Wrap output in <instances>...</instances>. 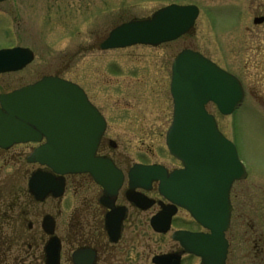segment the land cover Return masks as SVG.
<instances>
[{"label":"flooded vegetation","instance_id":"flooded-vegetation-1","mask_svg":"<svg viewBox=\"0 0 264 264\" xmlns=\"http://www.w3.org/2000/svg\"><path fill=\"white\" fill-rule=\"evenodd\" d=\"M53 3L61 8L56 11L62 14L58 15L60 18L54 20V24H62L64 27L67 16L63 14L79 19V0H69L67 4H63V0H54ZM262 7L264 8V5ZM252 16V22L256 18L261 19L255 26L264 24V10L261 12L257 10ZM73 25L70 31H63L56 35L54 40H51V45L66 42L69 32H79L78 20ZM103 38L104 35L91 49L99 48ZM75 41L78 42V38ZM174 41L157 45L136 44L107 49V117L103 115L106 126L96 155L109 159L121 171L123 181L116 195H110L89 173H74L61 177L58 174H52L47 167L29 160L33 149L46 141L44 137L37 143L25 142L9 148L0 147V264H157L156 257L167 255L172 256L173 263L177 259L179 264H202L201 258L186 251L174 239L173 233L178 230H205L192 220L184 208L176 207L171 216L168 231H154L150 226L151 217L162 208H171L170 204L160 195L157 181H151L147 188H142L137 185V181L130 180L128 175L135 164H158L170 172L181 168V163L172 157L167 149L168 163L156 159H145L147 153H144L142 149L145 145L142 134L134 136L133 133L129 138L130 141H127L124 139L126 132L123 134L121 131L124 127V129L139 130L146 127L143 126V122L147 119L146 115L128 116L132 113V111L128 112L130 109H165L167 105H171L173 109L170 91L172 63L179 52L192 49L182 47L176 51L174 45L170 48V44ZM68 42H70L69 39ZM164 45H169L168 49L164 52H153L157 57L153 60L144 57L135 58L131 53L124 52L126 49L139 47L146 50H160ZM16 46L29 48L33 52V60L20 70L10 72L12 76L10 82L13 87L10 84L4 86L0 80V93L31 85L45 76L77 83L74 77L79 74L78 49H72L71 52L67 49H59L56 55L59 57L54 61H43L39 65L40 61L37 63L38 55L34 49L17 44H11L8 47ZM260 48V45L253 46L252 43V46L246 47L242 56L247 54L252 58L256 56V51ZM144 52V50L140 51L137 56H143ZM124 53L127 55L125 56ZM165 55H168V58ZM237 76L244 91L243 101L246 97L255 101V96L251 95L244 78ZM8 87L12 88L7 89ZM209 107L218 109L211 102L205 106L206 109ZM135 119L142 121V124L135 125ZM168 126L164 130V136ZM148 128L146 136L161 135L156 125ZM225 136L228 138L227 135ZM231 141L237 149L235 142ZM150 150L152 157L157 155L155 150L153 151L152 148ZM244 165L246 177L243 180H235L229 191L231 210L229 225L225 232L228 243L225 264H239L238 258L241 257L248 259V264H261L264 259V215H259V211L264 209V200L260 204V198L257 196L260 191L264 192V186L256 185L260 179L252 177L245 163ZM35 171L51 173L57 179L61 177L62 194L57 196L49 192L41 196L40 193H33L28 181ZM245 180L247 185L241 186L240 182ZM243 190L251 193L249 214L245 213V206L241 204ZM142 196L152 201L146 208L131 201V197ZM118 208L120 209L117 213L122 211L123 216L120 220L119 234L113 239L111 222L114 224L117 218L112 219L110 216ZM181 218L184 219L182 222ZM241 228H244L243 232ZM148 230L152 233L145 234ZM244 235L249 236L245 241L251 242V248L246 251L241 248L245 242ZM151 237L156 240L153 241ZM51 238L58 244L56 261L48 257ZM231 252L233 257H229Z\"/></svg>","mask_w":264,"mask_h":264},{"label":"water","instance_id":"water-1","mask_svg":"<svg viewBox=\"0 0 264 264\" xmlns=\"http://www.w3.org/2000/svg\"><path fill=\"white\" fill-rule=\"evenodd\" d=\"M5 0H0V2ZM195 5L169 4L154 11L150 17L133 19L114 27L100 43L101 49L133 44L157 45L189 32L198 17ZM254 19V23L260 22ZM28 48L0 49V73L16 71L31 62ZM170 91L173 98L171 124L165 144L182 168L171 172L159 165H134L128 172L130 180L147 188L158 180L159 193L170 201L171 208H162L150 219L156 232L169 229L177 206L185 208L207 232L178 230L173 237L188 252L201 258L202 264H225L227 241L225 231L231 210L229 190L235 179L246 176L235 146L217 128L205 104L214 102L220 113L228 115L243 98L239 80L215 63L193 50H182L172 63ZM105 120L76 84L45 76L32 85L0 94V147L15 143L46 142L35 148L29 160L45 165L51 173H89L110 195H116L123 175L106 158L96 156ZM48 172L35 171L28 185L33 193L59 196L62 178ZM136 184V183H135ZM142 207L152 201L131 197ZM111 214L113 239L119 234L122 211ZM117 213V214H116ZM49 259L57 257L58 244L50 239ZM172 256L156 257L157 264H179Z\"/></svg>","mask_w":264,"mask_h":264},{"label":"rangeland","instance_id":"rangeland-1","mask_svg":"<svg viewBox=\"0 0 264 264\" xmlns=\"http://www.w3.org/2000/svg\"><path fill=\"white\" fill-rule=\"evenodd\" d=\"M53 1L5 0L1 2L0 48L11 44L30 46L37 52L39 65L43 61H54L59 57V55L56 56L59 49H67L69 52L72 49H78L79 74L74 77L75 82L85 90L91 102L106 117L107 50L101 51L98 47L91 49L93 45L97 44L103 35H107L111 27L122 21L148 16L156 9L169 3L196 5L199 9V15L194 27L185 36L170 44V48L174 45L178 51L182 47H190L207 55L219 66L244 78L243 80L251 95L255 96V101L246 97L241 106L230 116H223L212 107H209L208 110L215 116L220 130L235 142L239 158L246 164L251 176L260 179L256 185L264 186V24L257 27L252 22V15L257 10L259 12L264 10L262 7L264 0H79V19L63 14L67 16L64 27L62 24H54V20H58L60 18L58 15L62 14L60 11H56L57 9L61 10V8H58ZM68 1L63 0V4H67ZM259 6L261 7L259 8ZM76 20L80 26L79 32H69L68 38L65 39L66 42L60 45H51V40H54L60 32L70 31ZM76 38H78V42L75 41ZM68 39L70 42H75L70 43ZM252 43L253 46L260 45L261 47L256 51V56L251 58L246 54L243 57L242 53L246 51L247 46H252ZM168 46L164 45L160 50H146L139 47L126 49L124 52L131 53L135 58L144 57L153 60L157 58L154 53L164 52ZM142 50L145 51L143 56H137ZM165 57L168 58V55ZM11 77L10 73L2 74L0 80L4 86L10 84L13 87L10 82ZM4 86L3 88H5ZM130 111L132 113L128 116L146 115L147 119L143 122V126L146 127L142 130L122 128L123 134L126 132L124 139L130 141L129 138L132 137L133 133L134 136L142 134L141 136L145 141L142 149L144 153H147L145 159H156L168 163L164 144V130L170 122L171 105H167L165 109L128 110V112ZM134 123L139 125L142 124V121L135 119ZM153 125L158 127L157 130L160 131L161 135L146 136V130ZM122 142L124 141L122 140ZM150 148L155 150L156 156L152 157ZM240 184L244 186L247 185V182L246 180L241 181ZM257 196L260 198L259 203L261 204L264 200V192L260 191ZM241 200V204L245 206V213L249 214L248 207L252 201L251 193L243 190ZM259 215H264V209L259 211ZM180 220L182 222L184 219L181 218ZM243 229L241 228L242 232ZM147 233L151 234L152 232L148 230L145 234ZM247 235L243 236L244 241L249 237ZM151 239L156 240L154 237ZM250 244L251 242L245 241L241 248L246 251L251 248ZM229 257H233L232 252ZM234 258L236 257L234 256ZM238 260L239 264H248L246 258L241 257ZM261 264H264V259Z\"/></svg>","mask_w":264,"mask_h":264}]
</instances>
